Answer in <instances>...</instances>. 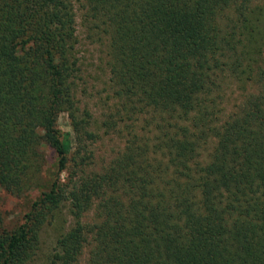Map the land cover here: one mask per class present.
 I'll return each instance as SVG.
<instances>
[{
	"label": "trees",
	"instance_id": "16d2710c",
	"mask_svg": "<svg viewBox=\"0 0 264 264\" xmlns=\"http://www.w3.org/2000/svg\"><path fill=\"white\" fill-rule=\"evenodd\" d=\"M260 1L0 0V188L41 191L16 229L0 217V264L30 262L62 204L74 220L50 264H264ZM77 6L105 38L115 105L101 126L123 140L100 172L84 170L92 134L72 112ZM62 112L78 144L64 182ZM43 145L56 160L39 183Z\"/></svg>",
	"mask_w": 264,
	"mask_h": 264
},
{
	"label": "rangeland",
	"instance_id": "374dc122",
	"mask_svg": "<svg viewBox=\"0 0 264 264\" xmlns=\"http://www.w3.org/2000/svg\"><path fill=\"white\" fill-rule=\"evenodd\" d=\"M263 6L264 0H261L257 7ZM75 14L77 21L75 58L80 70L72 81V112L77 119L82 121L85 130L92 134L90 138L84 137V141L79 145L81 154L87 158L84 170L87 173L100 172L121 152L123 140L121 135L108 133L101 126L104 114L115 105V100L110 91L105 38L102 36L94 37V39L88 38L81 26L83 12L80 7H75ZM240 97L241 90L238 86L234 87L221 106L220 118L232 111ZM56 128L60 140L66 146L69 159V169L61 174V180L64 182L69 173L74 172L73 159L77 156L78 144L67 112L58 115ZM40 152L45 162H43L38 182L43 183L54 169L56 156L47 145H43ZM40 192L34 186L29 191L20 194L0 188L2 227L6 230H13L20 226L25 214L29 212L31 204L40 195ZM91 213V211L88 212L84 218L90 219ZM73 220L67 205L62 204L55 216L43 226L40 232L39 249L27 264H50V258L56 250L57 239L71 227Z\"/></svg>",
	"mask_w": 264,
	"mask_h": 264
}]
</instances>
